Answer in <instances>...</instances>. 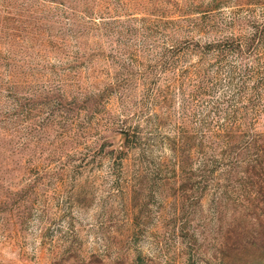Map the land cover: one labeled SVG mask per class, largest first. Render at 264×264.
Masks as SVG:
<instances>
[{
    "label": "rangeland",
    "instance_id": "1",
    "mask_svg": "<svg viewBox=\"0 0 264 264\" xmlns=\"http://www.w3.org/2000/svg\"><path fill=\"white\" fill-rule=\"evenodd\" d=\"M20 1L0 264H264V0Z\"/></svg>",
    "mask_w": 264,
    "mask_h": 264
},
{
    "label": "trees",
    "instance_id": "2",
    "mask_svg": "<svg viewBox=\"0 0 264 264\" xmlns=\"http://www.w3.org/2000/svg\"><path fill=\"white\" fill-rule=\"evenodd\" d=\"M46 1V0H44ZM50 2H60L62 4H65V0H48ZM3 5V4H0ZM12 8V9H10ZM8 9L9 14L5 17V20L3 21L2 25L6 28L5 35L8 37L11 35H20L17 31L20 30V25L24 24L29 26V30L39 31L40 33H45L43 28L39 30L40 24L37 23V20L39 18V15L33 14V12H36V6H34V3L26 2L25 0L20 1L18 4H11V7ZM8 29H11V31L7 32ZM52 33V32H48ZM257 37L252 36L250 40V45L253 46V48L257 45ZM255 41V42H254ZM256 164H259L258 170L255 169L257 166ZM254 174H256L258 179V185L259 189H261L264 194V160L258 159V161L255 164H252L248 166ZM264 200V198H263ZM196 264V263H192Z\"/></svg>",
    "mask_w": 264,
    "mask_h": 264
}]
</instances>
